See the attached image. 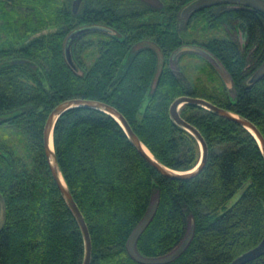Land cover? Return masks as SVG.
<instances>
[{"label": "trees", "instance_id": "16d2710c", "mask_svg": "<svg viewBox=\"0 0 264 264\" xmlns=\"http://www.w3.org/2000/svg\"><path fill=\"white\" fill-rule=\"evenodd\" d=\"M192 0H0V189L7 218L0 231V264H82L81 227L55 181L43 145L49 112L62 100L87 97L115 105L149 149L166 165L187 170L201 159L198 138L170 113L178 95H201L250 118L264 135V11L214 3L182 10ZM99 24L72 43L78 26ZM240 30L242 44L235 35ZM234 32V33H233ZM199 43L221 60L235 88L204 56L199 69L211 88L170 60L181 44ZM164 62L157 75L159 54ZM26 59V60H22ZM199 77V76H198ZM181 114L203 133L205 167L172 178L149 163L121 122L105 110L74 106L61 113L54 145L63 175L91 231L90 264H229L264 238V154L243 124L187 102ZM243 188V189H242ZM242 189L231 204L228 201ZM159 191L157 211L138 239L139 250L160 255L174 248L189 224L195 232L174 260L144 263L128 251L132 229ZM241 264H264V251Z\"/></svg>", "mask_w": 264, "mask_h": 264}, {"label": "water", "instance_id": "95a60500", "mask_svg": "<svg viewBox=\"0 0 264 264\" xmlns=\"http://www.w3.org/2000/svg\"><path fill=\"white\" fill-rule=\"evenodd\" d=\"M147 2L148 4L155 6V7H161L163 6L164 2L163 0H143ZM226 2L230 5L240 6V5H249L252 7L259 8L260 10L264 11V0H192L189 2L184 9L182 10L183 15H189L193 10L201 8L206 5L214 4V3H221ZM81 0H73V9L76 11L80 6ZM92 28H107L109 30H112L104 25L99 24H87L76 27L74 30L70 32L68 35V38L66 40V56L68 61L75 67H77L72 54V43L74 38L80 34L83 31L92 29ZM113 31V30H112ZM153 46H156L154 43H151ZM156 49L159 54V65L157 69V75L163 65L164 58L160 51V49L156 46ZM182 52H193L200 54L207 58L209 61H211L215 67L219 70L221 75L223 76L225 80V71L228 73L227 69L221 62V60L217 57V55L212 52L209 48L206 46L199 44V43H183L179 47H177L173 54H178ZM26 60V59H22ZM230 75V74H229ZM264 75V61L263 63L253 72L250 80L254 81L257 78ZM231 82L232 78L230 76ZM226 81V80H225ZM227 83V81H226ZM187 102L199 104L202 106H205L216 113L225 116L227 118L233 119L247 128H249L254 135L258 138L260 146L262 148V152L264 154V135L259 129V127L248 117L235 112L232 109H229L227 107H224L222 105H219L212 100L201 96V95H190V94H181L178 95L174 100L171 102L170 105V113L173 119L183 126L184 128L188 129L190 132H192L199 140L202 148V156L200 161L193 167L187 170H178L175 168H172L168 165H166L164 162H162L153 152L152 155H150L145 149L143 144L144 141L141 139L139 134L134 130L126 116L122 113L120 109H118L115 105L106 102L104 100L96 99V98H87V97H70L62 100L59 102L48 114L47 119L44 124L43 128V145L45 149V153L48 159L49 166L51 168L52 174L55 178V181L57 182L61 193L63 197L65 198L67 204L71 208L72 212L74 213L84 236L85 240V255L82 264H90L92 259V249H93V242H92V236L91 231L89 229V225L87 223V220L84 216V213L82 212L78 202L76 201L72 190L70 186L68 185L62 169L60 167V163L58 160V156L56 153L55 145L51 147V140L53 139L54 143V127L56 124V121L61 113H63L68 108L74 107V106H89V107H96L102 110L107 111L108 113L115 116L123 125L125 128L130 140L134 144V146L137 148V150L142 154V156L151 163L155 168H157L162 174L172 177V178H190L192 176L197 175L206 165L209 155V147L208 143L201 132V130L193 123H191L189 120H187L182 114H181V108L183 105ZM63 176V178H62ZM159 197L160 193L159 191L155 192L152 196L151 203L148 207V210L144 214V216L140 219V221L137 223V225L132 229L128 240H127V248L130 254L138 261L144 262V263H164L174 260L176 257H178L189 245L191 242L194 232H195V222L192 220L189 224L188 230L183 237V239L171 250H169L166 253L160 254V255H146L143 254L139 248H138V239L142 232L145 230V228L148 226L150 221L153 219L159 203ZM7 218V202L6 198L0 189V231L3 229L6 223ZM264 251V238L254 247L248 249L247 251L241 253L236 258H234L229 264H241L245 260L254 257Z\"/></svg>", "mask_w": 264, "mask_h": 264}, {"label": "rangeland", "instance_id": "374dc122", "mask_svg": "<svg viewBox=\"0 0 264 264\" xmlns=\"http://www.w3.org/2000/svg\"><path fill=\"white\" fill-rule=\"evenodd\" d=\"M183 16L184 17H182L183 18V20H182L183 25L182 26L185 25V20H186L188 14L187 15H183ZM234 32H235V35L240 38V40H241V42L243 44L245 39H244L242 31L235 30ZM180 55H181V53H178V54H173L172 53L170 64H171L173 70L177 73V75H179V77L183 81H185L187 83V78H186V76L183 73L182 67L180 66L181 62L185 66V70H186V72L188 74L190 73V75L192 74L193 77L195 76L196 79L204 81L207 86H209L211 88L214 87V80H212L210 78L209 73L199 69L198 66H197V63H201L202 62V58L194 57L193 55L186 54L185 57L180 60ZM224 75L226 77L225 80L227 81V86L229 88V92H230L231 96L234 97L235 96V88H234L233 83L231 82L230 75L226 71H225ZM242 189L238 190L234 194V196H232V198L228 201V205H231L239 197V195L241 194Z\"/></svg>", "mask_w": 264, "mask_h": 264}, {"label": "bare ground", "instance_id": "6f19581e", "mask_svg": "<svg viewBox=\"0 0 264 264\" xmlns=\"http://www.w3.org/2000/svg\"><path fill=\"white\" fill-rule=\"evenodd\" d=\"M54 146V143H53V139L51 140V147H53ZM143 146H144V149L150 154V155H152V151L149 149V147L146 145V144H143ZM62 178H63V176H62Z\"/></svg>", "mask_w": 264, "mask_h": 264}]
</instances>
